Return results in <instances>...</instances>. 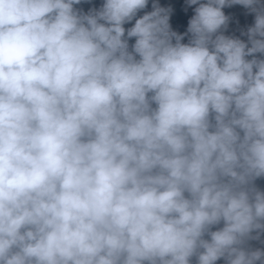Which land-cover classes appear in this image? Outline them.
Returning <instances> with one entry per match:
<instances>
[{
	"label": "clouds",
	"instance_id": "obj_1",
	"mask_svg": "<svg viewBox=\"0 0 264 264\" xmlns=\"http://www.w3.org/2000/svg\"><path fill=\"white\" fill-rule=\"evenodd\" d=\"M189 9L0 0V264H264V0Z\"/></svg>",
	"mask_w": 264,
	"mask_h": 264
},
{
	"label": "water",
	"instance_id": "obj_2",
	"mask_svg": "<svg viewBox=\"0 0 264 264\" xmlns=\"http://www.w3.org/2000/svg\"><path fill=\"white\" fill-rule=\"evenodd\" d=\"M99 3V0H96ZM162 6H167L169 4L173 5L175 8V13L172 17L171 23L173 24L174 29L178 31H184L187 26V19L192 15L191 9L187 13H184L182 10L183 0H160ZM150 10V9H149ZM226 14H229L233 17L232 22L230 23L229 30L226 34L239 36V29L245 28L253 22L254 17L252 15H245V9L242 6H233L224 10ZM239 21V24L236 21ZM241 39H246V37H241ZM186 42V41H185ZM257 185L264 189V179L257 180ZM254 247H261L258 242H252ZM222 264V262H220Z\"/></svg>",
	"mask_w": 264,
	"mask_h": 264
}]
</instances>
